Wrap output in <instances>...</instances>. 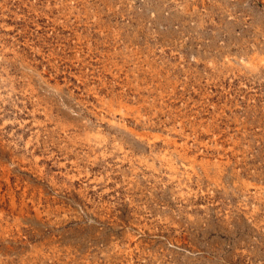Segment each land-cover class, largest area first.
<instances>
[{"label":"rangeland","instance_id":"1","mask_svg":"<svg viewBox=\"0 0 264 264\" xmlns=\"http://www.w3.org/2000/svg\"><path fill=\"white\" fill-rule=\"evenodd\" d=\"M0 264H264V0H0Z\"/></svg>","mask_w":264,"mask_h":264}]
</instances>
